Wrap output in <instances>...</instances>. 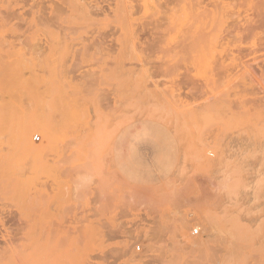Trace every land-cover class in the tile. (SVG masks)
<instances>
[{
    "label": "rangeland",
    "instance_id": "obj_1",
    "mask_svg": "<svg viewBox=\"0 0 264 264\" xmlns=\"http://www.w3.org/2000/svg\"><path fill=\"white\" fill-rule=\"evenodd\" d=\"M0 264H264V0H0Z\"/></svg>",
    "mask_w": 264,
    "mask_h": 264
},
{
    "label": "bare ground",
    "instance_id": "obj_2",
    "mask_svg": "<svg viewBox=\"0 0 264 264\" xmlns=\"http://www.w3.org/2000/svg\"><path fill=\"white\" fill-rule=\"evenodd\" d=\"M87 7V6H86ZM23 133L26 135L32 134L34 131H40L42 134H44L45 141L48 137H51L49 134V131L47 130V127L40 119H33L28 124H26L23 127ZM27 152H33L37 150H41L44 148V144H41V146L36 147L32 142L28 143L25 147Z\"/></svg>",
    "mask_w": 264,
    "mask_h": 264
},
{
    "label": "built area",
    "instance_id": "obj_3",
    "mask_svg": "<svg viewBox=\"0 0 264 264\" xmlns=\"http://www.w3.org/2000/svg\"><path fill=\"white\" fill-rule=\"evenodd\" d=\"M196 232H197V230H196ZM141 248V246L139 245L138 247H137V249H140Z\"/></svg>",
    "mask_w": 264,
    "mask_h": 264
}]
</instances>
